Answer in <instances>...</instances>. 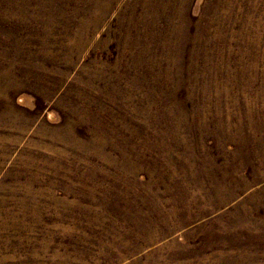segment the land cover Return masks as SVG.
I'll list each match as a JSON object with an SVG mask.
<instances>
[{
  "label": "rangeland",
  "instance_id": "1",
  "mask_svg": "<svg viewBox=\"0 0 264 264\" xmlns=\"http://www.w3.org/2000/svg\"><path fill=\"white\" fill-rule=\"evenodd\" d=\"M0 264H264V0H0Z\"/></svg>",
  "mask_w": 264,
  "mask_h": 264
}]
</instances>
